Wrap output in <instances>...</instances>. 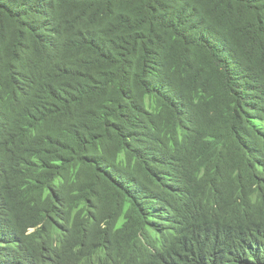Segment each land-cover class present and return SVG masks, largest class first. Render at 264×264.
Returning a JSON list of instances; mask_svg holds the SVG:
<instances>
[{
    "label": "trees",
    "instance_id": "16d2710c",
    "mask_svg": "<svg viewBox=\"0 0 264 264\" xmlns=\"http://www.w3.org/2000/svg\"><path fill=\"white\" fill-rule=\"evenodd\" d=\"M0 264H264V0H0Z\"/></svg>",
    "mask_w": 264,
    "mask_h": 264
}]
</instances>
